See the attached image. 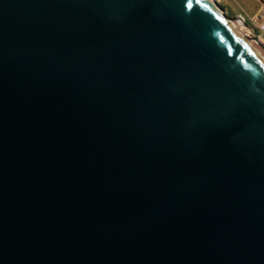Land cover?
Returning a JSON list of instances; mask_svg holds the SVG:
<instances>
[{
	"label": "water",
	"instance_id": "water-1",
	"mask_svg": "<svg viewBox=\"0 0 264 264\" xmlns=\"http://www.w3.org/2000/svg\"><path fill=\"white\" fill-rule=\"evenodd\" d=\"M0 264H264V43L217 0H0Z\"/></svg>",
	"mask_w": 264,
	"mask_h": 264
},
{
	"label": "rangeland",
	"instance_id": "rangeland-1",
	"mask_svg": "<svg viewBox=\"0 0 264 264\" xmlns=\"http://www.w3.org/2000/svg\"><path fill=\"white\" fill-rule=\"evenodd\" d=\"M224 9L245 21L250 35L264 43V0H217ZM262 24V25H261Z\"/></svg>",
	"mask_w": 264,
	"mask_h": 264
},
{
	"label": "bare ground",
	"instance_id": "bare-ground-1",
	"mask_svg": "<svg viewBox=\"0 0 264 264\" xmlns=\"http://www.w3.org/2000/svg\"><path fill=\"white\" fill-rule=\"evenodd\" d=\"M238 19H239L240 25L242 26V28L244 29V31L250 35L249 28L246 26L245 21H244L243 19H240V18H238ZM261 25H262V24H261ZM262 26H263V25H262ZM250 36H251V35H250ZM251 37H252V36H251ZM252 38H254V37H252ZM254 39L260 41L258 38H254ZM260 42H261V41H260Z\"/></svg>",
	"mask_w": 264,
	"mask_h": 264
},
{
	"label": "built area",
	"instance_id": "built-area-1",
	"mask_svg": "<svg viewBox=\"0 0 264 264\" xmlns=\"http://www.w3.org/2000/svg\"><path fill=\"white\" fill-rule=\"evenodd\" d=\"M262 28L264 29V23H263V26H262Z\"/></svg>",
	"mask_w": 264,
	"mask_h": 264
},
{
	"label": "snow or ice",
	"instance_id": "snow-or-ice-1",
	"mask_svg": "<svg viewBox=\"0 0 264 264\" xmlns=\"http://www.w3.org/2000/svg\"><path fill=\"white\" fill-rule=\"evenodd\" d=\"M189 7H191V5H189Z\"/></svg>",
	"mask_w": 264,
	"mask_h": 264
}]
</instances>
